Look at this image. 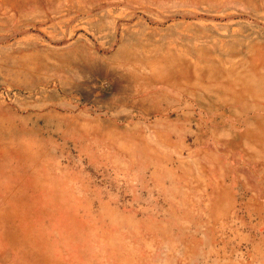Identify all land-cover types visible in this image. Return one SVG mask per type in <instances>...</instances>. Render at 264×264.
I'll list each match as a JSON object with an SVG mask.
<instances>
[{
	"label": "rangeland",
	"instance_id": "obj_1",
	"mask_svg": "<svg viewBox=\"0 0 264 264\" xmlns=\"http://www.w3.org/2000/svg\"><path fill=\"white\" fill-rule=\"evenodd\" d=\"M0 264H264V0H0Z\"/></svg>",
	"mask_w": 264,
	"mask_h": 264
}]
</instances>
